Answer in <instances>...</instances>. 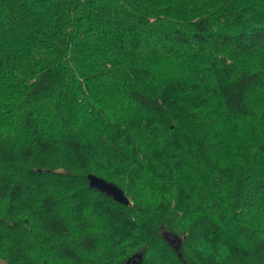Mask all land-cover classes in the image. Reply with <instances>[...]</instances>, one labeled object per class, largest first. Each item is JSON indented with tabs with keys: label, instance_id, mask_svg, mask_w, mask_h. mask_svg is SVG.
I'll return each mask as SVG.
<instances>
[{
	"label": "trees",
	"instance_id": "obj_1",
	"mask_svg": "<svg viewBox=\"0 0 264 264\" xmlns=\"http://www.w3.org/2000/svg\"><path fill=\"white\" fill-rule=\"evenodd\" d=\"M135 252L264 264V0H0V264Z\"/></svg>",
	"mask_w": 264,
	"mask_h": 264
},
{
	"label": "water",
	"instance_id": "obj_2",
	"mask_svg": "<svg viewBox=\"0 0 264 264\" xmlns=\"http://www.w3.org/2000/svg\"><path fill=\"white\" fill-rule=\"evenodd\" d=\"M89 178L90 185L92 187H97L100 190L105 191L107 194L112 195L117 201L124 203L130 202L129 196L125 193L124 189L119 186L115 181L108 180L105 177L99 176L95 173H90ZM166 237L173 244L175 249L179 252V255L182 256V253L180 251V245L182 241L181 238L178 237V241L176 242L175 235L171 233H166ZM142 259L143 252H135L128 258L126 264H139Z\"/></svg>",
	"mask_w": 264,
	"mask_h": 264
},
{
	"label": "rangeland",
	"instance_id": "obj_3",
	"mask_svg": "<svg viewBox=\"0 0 264 264\" xmlns=\"http://www.w3.org/2000/svg\"><path fill=\"white\" fill-rule=\"evenodd\" d=\"M38 6V5H37ZM23 25H25L24 24V21L22 22V23H20V24H18V27H23ZM10 30H11V28L9 29V31H8V36H9V32H10ZM206 231H207V229L206 228H203V230H202V235H204V234H206Z\"/></svg>",
	"mask_w": 264,
	"mask_h": 264
}]
</instances>
